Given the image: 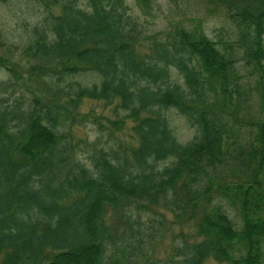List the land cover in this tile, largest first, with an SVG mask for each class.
I'll use <instances>...</instances> for the list:
<instances>
[{"label":"trees","instance_id":"1","mask_svg":"<svg viewBox=\"0 0 264 264\" xmlns=\"http://www.w3.org/2000/svg\"><path fill=\"white\" fill-rule=\"evenodd\" d=\"M40 1L49 7L60 0ZM207 1L235 23L237 51L256 73L264 104V0ZM60 5L25 46L34 57L30 74L49 84L50 95L37 84L31 105L0 97V264H124L115 252L123 247L106 253L122 237L106 212L120 210L131 233L133 203L194 219L195 236L183 240L175 264H264V116L246 120L253 126L246 133L230 120L246 99L234 50L179 27L141 54L124 0ZM10 44L0 30V49ZM8 55L0 51V66L17 78ZM171 66L183 82L172 80ZM90 71L98 76L91 83L71 78ZM83 98L116 100L123 113L111 122L132 119L136 145L97 147L91 168L76 159L57 124L83 119ZM170 107L195 126L188 141L174 135L163 113Z\"/></svg>","mask_w":264,"mask_h":264},{"label":"rangeland","instance_id":"2","mask_svg":"<svg viewBox=\"0 0 264 264\" xmlns=\"http://www.w3.org/2000/svg\"><path fill=\"white\" fill-rule=\"evenodd\" d=\"M60 1L55 3L51 1L48 7L40 0H0V30L11 43L9 50L2 47L0 51H8L10 63L15 67L17 75L15 78L14 73L0 66V97L4 98V102L12 103L17 97L21 98L25 106L31 105L34 94L32 88L40 84L41 90L45 91L48 87L49 84H44L39 75L30 74L28 66L34 63V57L25 46L34 36L35 27L39 29L45 27L46 18L52 13L60 12ZM124 2L127 15L138 32L140 41L136 48L141 54L151 51L150 45L155 39L167 40L171 37L170 33L179 27L206 33L220 48L231 47L239 57L237 66L243 74L246 99L241 100L240 105L234 108L230 120L236 128L241 126L242 132L246 133L248 128L253 127L246 120L264 116V104L254 87L256 73L249 72L250 65L246 64L240 51H237L234 41L236 26L223 7L215 6L207 0H151L149 6L141 4L138 0ZM77 3L85 5L87 0H77ZM170 70L172 80L183 82L180 72L174 66H171ZM52 78L54 82L65 84L55 77ZM71 78L91 83L98 79V76L90 71L75 74ZM45 80L49 81L47 77ZM45 93L50 95L48 90ZM66 97L65 93L61 94V98ZM77 109L82 114L85 113L83 119L77 114L74 119L69 118L57 124V128L71 140L75 158L84 165L90 168L93 166L92 155L97 147L110 150L118 147V144L136 145L137 138L131 130L132 119L127 118L119 125L111 122L123 113L116 100L105 102L103 99L83 98ZM163 113L178 140L188 141L196 132L195 126L174 107L164 109ZM223 205L231 217L238 219L229 204L223 202ZM127 210L133 226L131 233L120 210L109 208L106 212L107 222L116 234L120 233L122 236L116 238L114 244L107 245L106 253H113L116 246L123 247L122 250L118 249L115 252L123 258L124 264H175L182 256L178 247L182 245L184 239L190 241L195 236L193 218L189 220L175 218L170 208L160 204L137 208L133 203ZM204 264L226 263L209 258Z\"/></svg>","mask_w":264,"mask_h":264}]
</instances>
